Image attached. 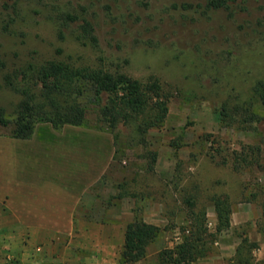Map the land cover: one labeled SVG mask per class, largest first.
Wrapping results in <instances>:
<instances>
[{"label": "rangeland", "instance_id": "374dc122", "mask_svg": "<svg viewBox=\"0 0 264 264\" xmlns=\"http://www.w3.org/2000/svg\"><path fill=\"white\" fill-rule=\"evenodd\" d=\"M205 1L58 0L61 6L88 7V18L97 23L101 51L127 57L122 71L139 79L155 75L160 80L170 94L168 112L160 126L145 134V145L129 134L115 140L110 130L98 127V100L92 85L85 83L78 97L85 112L82 125L65 124L58 130L42 121L36 125L34 139L25 142L72 144V158L88 163L83 167L86 175H101L85 191L92 207L104 212L106 221L129 222L136 214L146 222L166 226L156 240L166 247L181 240V227L189 225L192 211H205L206 225L213 231L217 222L213 197H226L230 224L195 262L264 264V142L253 131L221 126L220 101L200 88L210 86L203 67L189 56L172 57V51H185L184 35L194 34L199 40L221 31L227 39L222 36L214 41L215 51H264V0H235L234 5L244 9L232 17L223 9L203 13ZM27 2L33 11L18 23L23 33L0 36V51L10 67L57 57L56 47L82 55L84 61L94 60L91 48L70 40L57 41L41 2L23 0L22 5L26 7ZM187 2L196 7H188ZM173 13L186 18L174 22ZM191 16L202 19L191 22ZM187 20L186 27L182 26L180 22ZM239 24L244 25L243 30ZM250 68L264 73V61ZM0 83V105L9 113L18 96ZM0 143L23 140L0 136ZM95 194L102 202L92 200Z\"/></svg>", "mask_w": 264, "mask_h": 264}, {"label": "trees", "instance_id": "16d2710c", "mask_svg": "<svg viewBox=\"0 0 264 264\" xmlns=\"http://www.w3.org/2000/svg\"><path fill=\"white\" fill-rule=\"evenodd\" d=\"M22 1H0V36L23 33L18 30V23L24 20V15L33 11V7L30 2L24 7ZM39 1L43 5V15L53 26L57 41L70 40L89 47L95 57L91 62L84 61L82 55L56 47L57 57L27 60L10 67L4 51H0V81L18 96L9 113L0 105V136L29 139L36 125L42 121L50 122L58 130L65 124L82 125L85 112L78 97L83 92L84 84L89 83L98 100V127L110 130L115 140L121 134H129L132 139L136 137L139 143L145 145L148 130L164 122L169 92L165 91L155 75L139 79L122 71L121 67L128 61L126 56L101 51L97 23L88 18L90 14L86 5L61 6L58 0ZM234 1L206 0L203 13L223 9L232 17L239 9H244L235 6ZM187 6L195 5L187 2ZM178 14L171 16L174 22L186 18L182 13ZM201 19L190 17L191 22ZM186 22L188 20L180 23L186 27ZM222 25L220 23V30ZM243 27L239 24L241 30ZM222 36V31L199 40L194 34L184 35L185 51H172V57L181 59L182 55L189 56L203 67V74L209 79L210 86L202 85L200 88L220 101L218 114L221 126L253 131L264 142V73L250 68L264 61V51H215L214 41L219 42ZM243 77H247L246 82ZM244 147L241 153H244ZM187 203L193 205L190 199ZM213 203L217 218L215 229L210 231L207 227L205 211H192L189 225L181 227V240L158 251L159 264H193L207 254L216 234L230 224L228 199L215 196ZM165 228L146 222L135 214L126 224L119 264L144 258L148 246L158 239Z\"/></svg>", "mask_w": 264, "mask_h": 264}, {"label": "crops", "instance_id": "0c3cea01", "mask_svg": "<svg viewBox=\"0 0 264 264\" xmlns=\"http://www.w3.org/2000/svg\"><path fill=\"white\" fill-rule=\"evenodd\" d=\"M35 136L0 143V264H119L128 221H106L85 197L101 175H86L72 144L25 142ZM156 242L128 264H159Z\"/></svg>", "mask_w": 264, "mask_h": 264}]
</instances>
